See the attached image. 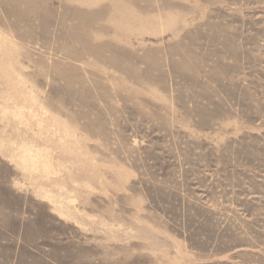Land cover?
I'll return each instance as SVG.
<instances>
[{
    "label": "rangeland",
    "instance_id": "obj_1",
    "mask_svg": "<svg viewBox=\"0 0 264 264\" xmlns=\"http://www.w3.org/2000/svg\"><path fill=\"white\" fill-rule=\"evenodd\" d=\"M0 264H264V0H0Z\"/></svg>",
    "mask_w": 264,
    "mask_h": 264
}]
</instances>
